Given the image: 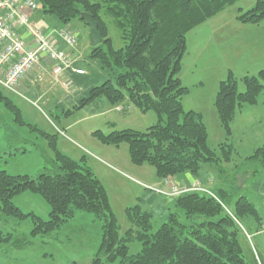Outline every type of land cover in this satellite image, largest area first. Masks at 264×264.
Here are the masks:
<instances>
[{
	"label": "trees",
	"instance_id": "1",
	"mask_svg": "<svg viewBox=\"0 0 264 264\" xmlns=\"http://www.w3.org/2000/svg\"><path fill=\"white\" fill-rule=\"evenodd\" d=\"M37 1L40 6L37 11L56 17L66 29L73 18H81L82 11H87L95 17L103 34V42L92 46L89 56L98 61L107 79L90 86L88 94L75 103L74 111L105 97L117 106L128 100L140 112L152 111L158 116L157 122L145 130L122 128L105 133L99 129L93 131V136L107 145L119 146L126 142L132 162L148 163L160 178L182 172L201 178L208 172L207 166L218 167V180L213 189L218 200L196 191L171 196L179 212L170 213L169 220L156 231L152 228L153 212L138 202L126 208L131 226L122 234L107 186L91 166L57 150V164L52 172L31 177L0 169L1 210L20 220L32 217L36 225L33 231L43 233L67 223L79 210L95 214L103 222V235L93 264H257L245 247V232L254 222L260 228L264 225L262 214L242 190L243 184L229 182L228 170L223 164L231 162L238 153L231 139L236 113L245 105L259 104L260 95L264 96V67L241 78L229 69L227 77L220 81L214 105L226 139L218 148L210 144L204 114L185 110L184 97L190 87L179 76L188 31L238 0H114L116 4L110 9L126 40L119 48L108 35L100 1ZM255 3L244 12L240 10L237 17L240 22L257 25L264 21V0ZM167 15H172L174 21L167 19ZM69 72L64 74L65 79L71 80L73 86ZM239 80L246 86L243 91L239 89ZM0 99L14 107L19 119L22 117L21 107L13 101L9 103L11 98L1 87ZM73 110L67 109L66 114H72ZM246 162L256 165V171L258 167L261 170L264 144ZM230 167L233 170L236 166L232 163ZM25 191L47 199L51 209L48 219L43 220L35 212H25L16 205L13 198ZM183 215L197 220L187 224L181 221ZM10 238V234L0 229V242ZM133 241L141 242L136 254L129 251V243Z\"/></svg>",
	"mask_w": 264,
	"mask_h": 264
},
{
	"label": "rangeland",
	"instance_id": "2",
	"mask_svg": "<svg viewBox=\"0 0 264 264\" xmlns=\"http://www.w3.org/2000/svg\"><path fill=\"white\" fill-rule=\"evenodd\" d=\"M92 1L103 4L101 17L108 26V35L113 37L115 47L125 45L126 40L110 9L116 4L115 1ZM255 2L238 0L226 5L187 33V50L179 73L182 83L190 87V92L184 97V108L204 114L210 133L209 141L215 148L226 139L214 105L220 81L227 77L229 69L241 78L247 72L254 74L264 67V21L251 25L237 19L240 10L244 12L253 7ZM51 18L56 24L63 25L56 17ZM166 18L174 21L172 15ZM38 26L48 27L49 24L39 21ZM68 28L77 36L73 50L77 58L75 65L86 69L87 74L82 77L70 71L74 84L68 88L63 84L53 86L50 78L39 77L38 85L34 84L29 89L19 87L20 94L4 91L11 98L8 99L9 103L13 101L21 107L22 117L19 119L14 107L0 99V169L12 174L37 177L40 173L52 172L57 164V150L63 151L91 166L100 181L107 186L122 234L131 226L126 208L138 202L145 210L153 212L152 228L156 231L169 220L170 213L179 212L172 197L147 190L135 182L159 186L161 182L158 181L156 170L148 163L134 164L126 142L119 146L107 145L92 133L99 129L105 133L122 128L145 130L157 122L158 116L152 111L140 112L128 100L117 106L105 97H99L74 111L75 103L88 94V88L103 83L107 74L100 68L98 61L89 56L92 45L87 22L75 17ZM55 29L59 28H51L49 32ZM239 85L241 91L245 90L242 80H239ZM260 96L259 104L245 105L236 113L231 139L238 153L231 162L223 164L228 170L229 182L243 184L242 190L254 200L258 208V198L264 195V167L261 170L258 167L256 171L257 166L247 165L246 160L256 148L264 144V96ZM67 109L73 110L72 114L67 115ZM232 163L236 167L230 170L228 167ZM205 171L208 172L202 174L201 178L193 177L192 180L199 178L214 189L219 169L210 165ZM172 181L180 185L188 183H179L175 178ZM151 192L155 198L150 200L148 194ZM13 199L25 212H35L43 220L49 218L50 204L40 194L25 191ZM183 216L181 221L187 224L197 220L196 217ZM102 224L95 214L79 210L75 217L55 230L34 232L36 225L32 217L20 220L6 215L0 208V229L11 235L8 241L0 242V264H68L74 261L77 264H93L101 244ZM248 228L245 235L249 243L252 231L261 228L255 224ZM129 246V251L136 254L141 249V242L133 241ZM251 249L248 254L254 252ZM254 257L257 264H263L256 255Z\"/></svg>",
	"mask_w": 264,
	"mask_h": 264
},
{
	"label": "built area",
	"instance_id": "3",
	"mask_svg": "<svg viewBox=\"0 0 264 264\" xmlns=\"http://www.w3.org/2000/svg\"><path fill=\"white\" fill-rule=\"evenodd\" d=\"M39 7L37 0H0V86L11 93L20 94L21 81L40 66L47 65L54 79L67 88L72 85L71 80H62L67 71L86 73V69L75 65L77 58L72 49L77 43L76 34L66 28L49 32L38 26L33 14ZM162 181L159 186L137 182L166 197L196 191L218 200L215 191L201 179L182 185L174 183L172 177Z\"/></svg>",
	"mask_w": 264,
	"mask_h": 264
},
{
	"label": "crops",
	"instance_id": "4",
	"mask_svg": "<svg viewBox=\"0 0 264 264\" xmlns=\"http://www.w3.org/2000/svg\"><path fill=\"white\" fill-rule=\"evenodd\" d=\"M33 20L35 21L36 24H38L39 21H42L46 24L48 23L49 24L48 27L42 26L46 31L51 30V28H60V26H62V25L56 24L54 19L51 18V16L44 15L40 11H36L33 14ZM21 32L24 33L23 31H21ZM61 45L64 46L63 43H61ZM77 51H78V49H77ZM39 77H43V78L48 77V79L50 78V84H52L53 86L62 85V83H58L54 79V76L52 75V71L48 68V66L44 65V66H40V67L34 69L32 73H30L25 79H23L21 81V87L24 89H29L30 87H33L34 84L38 85ZM32 80L35 81V83H33ZM62 80H65V75L62 76ZM144 174H145V172H144ZM193 177L194 176L191 173H186V174H182L179 176H174L175 180L179 183L192 181ZM152 180H154V178ZM160 180H161V178L159 177L158 181L161 182ZM148 195L150 196V200L155 198V194L152 192L149 193ZM258 200H260L259 212H261V214H262L263 223H264V197L263 196L259 197ZM254 224L258 225L255 222H254ZM254 224H252V225H254ZM250 235L251 236H249L250 237L249 243L247 241V238L245 239L249 251H250L251 247L253 249V250L252 249L251 250L254 251L253 253L251 252L250 254L252 256L256 255V257L259 260H261L264 264V225L261 227V230L254 229V231H252V233Z\"/></svg>",
	"mask_w": 264,
	"mask_h": 264
},
{
	"label": "water",
	"instance_id": "5",
	"mask_svg": "<svg viewBox=\"0 0 264 264\" xmlns=\"http://www.w3.org/2000/svg\"><path fill=\"white\" fill-rule=\"evenodd\" d=\"M81 18L89 25L90 45L95 47L102 43L104 40L103 34L99 30V23L96 21L95 17L87 11H82Z\"/></svg>",
	"mask_w": 264,
	"mask_h": 264
}]
</instances>
